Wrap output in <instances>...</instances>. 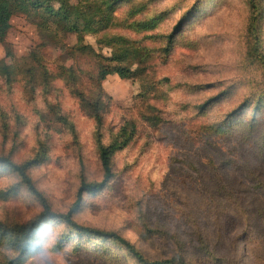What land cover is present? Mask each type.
Segmentation results:
<instances>
[{
  "label": "rangeland",
  "instance_id": "1",
  "mask_svg": "<svg viewBox=\"0 0 264 264\" xmlns=\"http://www.w3.org/2000/svg\"><path fill=\"white\" fill-rule=\"evenodd\" d=\"M42 1L13 0L0 42V156L33 161L54 212L79 203L77 224L150 263L55 218L16 247L11 232L44 207L0 165V264H264V0H64L101 19L95 32ZM103 65L135 73L100 81ZM124 126L135 133L113 177L79 197L104 180L100 145Z\"/></svg>",
  "mask_w": 264,
  "mask_h": 264
},
{
  "label": "trees",
  "instance_id": "2",
  "mask_svg": "<svg viewBox=\"0 0 264 264\" xmlns=\"http://www.w3.org/2000/svg\"><path fill=\"white\" fill-rule=\"evenodd\" d=\"M47 1V8L48 11H52L55 16H57L60 20L61 23L65 27H68L71 30H74L76 32L81 31V29L84 32H95L97 31V26L102 25V22H100V18H91L88 17L87 14L90 12L88 11H83L82 8L79 7H68L67 3L64 0H59V8L58 10H55L52 8L51 5H49V0H43L42 3H46ZM113 2H116L117 0H112ZM13 0H0V42H3L9 32V29L11 28V19L13 16L14 8H13ZM32 3V2H31ZM33 4V3H32ZM253 5L256 9L257 14L251 18V29L255 31L259 26L260 22V15L258 16L259 7L256 6V4ZM83 19L85 20V27H81V22L80 20ZM184 20L180 21V24L176 27L174 32L170 33L167 35L169 45L174 41L175 35L178 32V29L183 25ZM81 28H80V27ZM258 35V34H257ZM7 67V66H5ZM6 69V73L9 74V69ZM134 70L131 69L130 67L123 66V65H115L114 67H110L109 65H103L100 66L99 70V80L103 81L107 78L108 75L110 74H118L122 78H129L134 75ZM212 99H209L206 103H204L203 107L208 105ZM134 127L130 130L126 126L122 127L120 130V136L122 137V140H119L118 137L111 143L109 144H102L100 145V157L102 160V165L104 168L105 172V178L102 182H94V183H86L83 182L82 186L79 189V197L81 195V192L84 189H88V193H95L107 185V182L110 181V179L113 177V169H112V156L122 149L126 144L129 143V141L133 138L134 136ZM33 161H28L24 162L22 164H18L15 161L12 160L11 157L9 156H0V165L10 167L12 170L17 172L22 180V182L27 186V188L34 194L36 195L42 202L44 210L39 214V216L33 220L30 224L26 225H20L16 227L11 233L15 237L16 240L13 241V244L16 247H22L25 248L27 246L26 240L34 232V230L37 228V225L39 223L47 218H55V219H61L62 221L66 222L69 226L72 228L85 232V233H92L96 234L100 237H110L117 242L123 244L129 251L134 253L136 257L141 261V262H148L147 259L144 258L141 252H139L136 247L126 239H124L122 236H120L116 232H102L99 230L87 228L84 226H80L75 222L73 219L74 212L77 210L78 206L80 205L79 203L76 204V206H73L70 208V210L67 213H57L54 212L46 197L44 194L36 187L33 179L29 175V168L31 167ZM163 263H169V261L165 262H156L154 264H163Z\"/></svg>",
  "mask_w": 264,
  "mask_h": 264
}]
</instances>
